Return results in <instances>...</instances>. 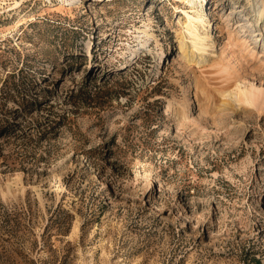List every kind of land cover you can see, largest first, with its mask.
I'll use <instances>...</instances> for the list:
<instances>
[{
	"label": "rangeland",
	"instance_id": "obj_1",
	"mask_svg": "<svg viewBox=\"0 0 264 264\" xmlns=\"http://www.w3.org/2000/svg\"><path fill=\"white\" fill-rule=\"evenodd\" d=\"M196 5L0 0V264H264V102L219 101L264 93V19L203 1L227 79L179 52Z\"/></svg>",
	"mask_w": 264,
	"mask_h": 264
},
{
	"label": "bare ground",
	"instance_id": "obj_2",
	"mask_svg": "<svg viewBox=\"0 0 264 264\" xmlns=\"http://www.w3.org/2000/svg\"><path fill=\"white\" fill-rule=\"evenodd\" d=\"M203 1L205 0H193L194 5H198L195 6V9L193 10L192 14L187 15V22H189L190 24L187 28V32L189 34V44L186 43L183 38H181L179 52L188 63H196L201 65H206L207 63H210L211 66L215 65V63L218 64L219 68H221V70L223 69V72H225V75L228 79V77L233 74L235 69L229 66V63L223 64L222 57L218 53H216L218 49L217 40L215 36L207 33L211 21L207 18L206 12H204L203 10ZM246 1L247 4L251 6V11H253L254 13L256 23H259L262 19H264V0L260 1V5H257L256 3L254 4L252 0ZM240 25L244 27V24L241 23ZM149 30L150 27L145 26V29L142 31V36L138 37H146V39H149L151 37L148 32ZM146 39L141 40L140 43L143 45L146 44ZM235 40L236 42L242 41L241 38L239 39L236 37ZM155 44L156 46H158L159 44L157 39H155ZM159 49L162 55V48ZM225 49L223 50L222 54L225 52ZM240 50L243 51V53H251L253 51L249 45L243 46ZM129 52L130 58H133L136 54V52L132 51L131 49H129ZM214 55L215 58H213ZM167 70H169V68ZM221 90L222 91H220L219 95L222 99H220L219 101L222 102L221 104L224 107L235 105L234 103H237V105L239 106L241 104L252 106L258 101L264 102L263 91H260L253 85L248 86L246 83L242 82L239 79L227 84ZM195 96L198 102L201 101V96H205L206 98L204 100H206L208 105L212 104V107L213 104L218 101L215 94H212L211 91L207 90L206 88H203L202 86H195ZM188 102L189 100L184 98L182 99V101H180V103L177 104L176 110L178 114L184 115L186 113L189 105ZM168 106L169 104L167 105V107ZM217 108H219V106Z\"/></svg>",
	"mask_w": 264,
	"mask_h": 264
}]
</instances>
